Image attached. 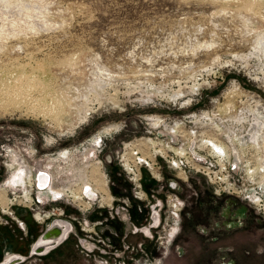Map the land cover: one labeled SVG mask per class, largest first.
<instances>
[{
	"label": "rangeland",
	"instance_id": "374dc122",
	"mask_svg": "<svg viewBox=\"0 0 264 264\" xmlns=\"http://www.w3.org/2000/svg\"><path fill=\"white\" fill-rule=\"evenodd\" d=\"M98 136L95 147L48 162ZM143 138L189 147V159L205 139L228 152L219 162L199 148L209 171L182 157L185 177L172 150L154 154ZM129 142L154 170L130 156ZM12 153L29 165L42 159L53 187L81 192L92 182L96 198H84L88 207L66 193L42 205L77 224L50 252L30 254L54 218L36 219L22 189L51 196L15 180L0 192V261L12 252L26 256L17 264H96L101 252L77 245L87 218L104 221L107 264H264V0H0V184L13 174ZM171 226L179 232L168 242Z\"/></svg>",
	"mask_w": 264,
	"mask_h": 264
},
{
	"label": "bare ground",
	"instance_id": "6f19581e",
	"mask_svg": "<svg viewBox=\"0 0 264 264\" xmlns=\"http://www.w3.org/2000/svg\"><path fill=\"white\" fill-rule=\"evenodd\" d=\"M29 76V75H28ZM30 78L28 79H31L32 77L29 76ZM18 78V79H17ZM15 81H20L22 79H20L21 77H17ZM27 79V80H28ZM22 82V81H21ZM15 83V82H14ZM28 83V82H27ZM42 83V82H41ZM17 84V83H16ZM26 84V83H25ZM14 85V84H13ZM27 85V84H26ZM29 85V84H28ZM27 85V87L29 88V86ZM40 85V84H39ZM19 92H21V90H23L24 92V88H25V85H21V88L20 87H17L16 85H14ZM26 87V88H27ZM8 88V87H7ZM33 88V87H32ZM6 89V87L4 88V90ZM13 89V88H12ZM16 89V90H17ZM15 90V91H16ZM27 90V89H26ZM30 90V89H29ZM6 91V90H5ZM13 91V90H12ZM28 91V90H27ZM10 93V92H8ZM27 93V92H25ZM31 93V92H30ZM19 94V93H18ZM21 94V93H20ZM22 95V94H21ZM19 95V96H21ZM16 97V93L14 95ZM18 96V97H19ZM23 96V95H22ZM25 96V94H24ZM17 97V98H18ZM27 97V95H26ZM21 98V97H20ZM19 101V100H18ZM22 101V100H21ZM20 102V101H19ZM151 118V117H150ZM152 120V118H151ZM159 120H155L154 121V124L156 125L158 123ZM173 129L176 130V127H173L171 129H167V135H169V133H171L173 135V141H178L179 140V137L177 136V133H175L173 131ZM111 130V127H108L107 129H105L103 131V133H107ZM186 131V130H185ZM98 135V134H97ZM96 136V135H95ZM94 136V137H95ZM100 137L101 136H98L97 138L95 139H89L87 141H85L84 143H82L83 145L82 146H77V147H74V148H66V149H63V150H60L56 153L55 156H52V155H48L49 156V159H48V162H53L58 158V160H62L65 158H70L72 156L73 153L75 152H82L83 151V148H85L86 144H91L93 145L94 147L98 144L99 140H100ZM145 142L149 143L152 145L153 149H154V154H156L157 152H159L161 155L163 156H166L167 154V150H172V152L175 153V157L177 156V158H174L173 160L176 162L178 168H179V172L181 174H184L185 177L187 176V173L184 169V166L181 164V163H184L183 161V158H185V160H188L190 165L192 166H195L197 168H201V169H205V170H211V166L208 165V166H201L198 162H196L193 158H191L192 156H190V159H189V152L191 151L189 147H183V146H174L173 144H170L171 146H169V142L166 143L167 146H164V144L160 141H157V140H154L153 138H143ZM213 139V138H212ZM142 140V139H140ZM143 141V140H142ZM138 144V145H137ZM126 145H128L131 149V154L130 156H136V159L138 161H143L144 163H146V165H148L152 170H154V161H153V158L149 159L147 158L144 153L143 154H140L141 150V145L139 143H135V142H129L127 143ZM159 145H160V148H159ZM191 146V145H190ZM225 146V145H224ZM170 147V148H169ZM202 147V148H201ZM168 148V149H167ZM201 148V149H210V153H209V156L210 154H214L216 155L218 158H219V162L222 161V156H223V153L225 152H228V149L227 148H224L222 144H220L219 142H217V139H205L203 143H200L195 145L194 146V149H193V152L198 154V155H201V156H204L205 157V160L207 158H209V156H206V153H208L206 151V153H202L200 152L198 149ZM204 149V150H205ZM226 149V150H225ZM128 153H124L123 154V158H124V167H126V169H128L129 171H133L135 172L136 176L139 174L140 170L139 168H135L134 167V163L131 162V159H130V156L127 155ZM75 155V154H74ZM229 155V154H228ZM125 156V157H124ZM148 156V155H147ZM12 162H10L8 165L11 169H14L13 170V174L8 178V180H5L4 182H2V184L6 183V186H7V183L8 185L11 184L12 182L14 183V181L17 179L18 182H21V184H25L27 181H31L33 180L36 185L39 187L40 190H43V191H47V192H52L51 194L57 196L58 194H62V195H66V193H68L69 196H72L74 200H77L79 202H85L84 198H88L90 197L91 199H94L96 198V196L93 195L94 191H93V183L92 182H86L84 185H82V191L79 192V190H76V189H68V188H63V187H59V188H56L54 189L53 186L50 185V181L52 180V172L50 170V167L47 166L46 163H43L42 159L38 160L37 158H35L34 160V164L33 165H29L28 162H26L25 158H19L18 154H15V153H12ZM57 160V161H58ZM133 161V160H132ZM182 161V162H181ZM187 162V161H186ZM235 162H238V158H235ZM98 164V163H97ZM101 164V165H100ZM103 162L101 161L96 167L100 168V166H102ZM100 165V166H99ZM249 175L251 176L252 175V170L251 168L249 167V169H247ZM254 171V170H253ZM156 173V172H155ZM25 174V176H24ZM216 174V173H215ZM254 175V174H253ZM101 177V176H100ZM106 177V176H105ZM107 178V177H106ZM100 181V180H99ZM12 183V184H13ZM0 184V185H2ZM18 184V183H17ZM100 187L105 191L104 193H108V179L105 180L103 178H101V182H100ZM3 190H7L6 188H2L0 187V192H2ZM27 190V188H26ZM68 190V191H66ZM249 191V189H247ZM4 191V192H5ZM255 192V191H254ZM254 192H249V195L247 196H250V197H253L252 199H255L257 202H260L262 200V195L257 192V193H254ZM6 193V192H5ZM104 193H102V197H100V200H102L104 202L106 198V195H104ZM3 195V192L1 193ZM7 195V194H6ZM26 197V199L30 198L29 196V193H28V190L25 192L24 194ZM89 195V196H88ZM142 195V193H140V196ZM144 195V193H143ZM243 195H246V192L245 194ZM2 197V196H1ZM3 198V197H2ZM86 200L85 203H87L88 207L92 205V200ZM160 202H162L160 199H159ZM4 202V200L2 201V203ZM11 202H13V200H11ZM6 203V201H5ZM1 204V203H0ZM104 203H101L100 205H103ZM4 205V204H2ZM7 208V207H6ZM3 206H2V210H3ZM181 209V206L179 203H177V210H180ZM5 211V210H3ZM5 212H8V213H11L14 214L13 211L11 210H7ZM158 213H159V209H158ZM178 213V212H177ZM13 217H17L16 215H13ZM35 217L38 218V219H41L43 220V215L36 211L35 212ZM17 219V218H16ZM158 222H157V221ZM159 220H160V217L157 216V214H155L154 216V221H156L157 223H159ZM40 221V220H39ZM138 226V225H135V227ZM138 228V227H137ZM143 230H146L148 232L151 231V225H145L143 226ZM178 232H179V227L178 226H171V229L168 231L167 233V241L169 242V239H175L178 235ZM177 235V236H176ZM167 242V244H168ZM173 243V242H172ZM11 254H13L12 252H8L7 253V258L8 256H10Z\"/></svg>",
	"mask_w": 264,
	"mask_h": 264
},
{
	"label": "built area",
	"instance_id": "2783aa9c",
	"mask_svg": "<svg viewBox=\"0 0 264 264\" xmlns=\"http://www.w3.org/2000/svg\"><path fill=\"white\" fill-rule=\"evenodd\" d=\"M172 142H176V141H173V139H172ZM194 160L196 162H198L199 164L203 163V165L200 164L203 167L208 166V165H204V163L206 161L204 156H201V155L197 154V155H195V159ZM172 161L176 164V162L174 160H172ZM210 164H214V162L211 161ZM237 167H238V162H235V160L234 161H230L229 164L224 166V168H226V171L229 172V173H231L232 170L235 171V169ZM216 172L217 171H215V173ZM51 184H53V179L50 181V185ZM32 185L35 188L38 187L34 181H33ZM53 188L56 189V187H53ZM25 189H26V187H25ZM25 189H22L23 197L25 196L24 195L25 192L28 190V189L27 190H25ZM38 189H39V187H38ZM41 191L43 193L49 194L51 196L50 199L44 197L43 195H38V194L36 196L32 195V197H30L28 199H26V197H24V201H25L24 205L27 206V207H31L34 210V213H33L34 217H35V212L36 211L40 212L44 217H43V220H41V219H39V220L41 222H46V224H47V223H49L48 219H50L52 217L56 218V217H54V215L58 214V213L54 210L55 207H53L52 210H47V209H44V207H42V205L48 203L49 201L59 200L64 195L58 194L57 196H55V195L51 194L52 192H50V191L49 192H46V191H43V190H41ZM28 193H29V190H28ZM157 216L160 217V219H161V217H162L161 211H160V214L157 215ZM36 219H38V218H36ZM74 219H75V217H74ZM73 222H72V224L75 227L77 223H75V222L73 223ZM159 222H160V220H159ZM103 223H104V221L101 220V219H96V220H93V221H91V220H89L87 218L78 219V224L80 225V228H81V230L83 232L77 234V237H78L77 245H79L81 247V250L83 252H85L86 254L101 252V253H96V255L94 254L96 256V264H107V263H109V259H108V257L106 255H107V253L108 254L111 253V252H109L107 247H101V244H100V242H103L107 246L111 245V244L107 243L108 237L107 236L105 237L104 234H103L104 228H102V227L99 228L101 230V232L97 230V227H99V225H101ZM21 224L23 225V227L25 226L24 221H22ZM102 254H104L105 257L101 256ZM113 254H116V253H113Z\"/></svg>",
	"mask_w": 264,
	"mask_h": 264
},
{
	"label": "water",
	"instance_id": "95a60500",
	"mask_svg": "<svg viewBox=\"0 0 264 264\" xmlns=\"http://www.w3.org/2000/svg\"><path fill=\"white\" fill-rule=\"evenodd\" d=\"M73 229L71 221L63 218H54L44 229L38 239L33 243L30 254H46L57 247ZM26 256L21 253L12 254L0 261V264H17L25 260Z\"/></svg>",
	"mask_w": 264,
	"mask_h": 264
},
{
	"label": "flooded vegetation",
	"instance_id": "af4514ba",
	"mask_svg": "<svg viewBox=\"0 0 264 264\" xmlns=\"http://www.w3.org/2000/svg\"><path fill=\"white\" fill-rule=\"evenodd\" d=\"M12 183H13V182H12ZM12 183H11V184H12ZM11 184H9V185L11 186ZM7 186H8V183H7ZM7 186H5L4 188L8 189ZM107 199H108V198H107ZM110 203H111V202H110Z\"/></svg>",
	"mask_w": 264,
	"mask_h": 264
}]
</instances>
